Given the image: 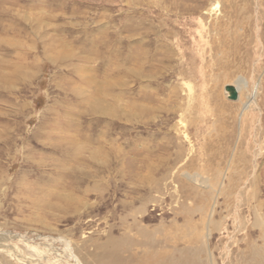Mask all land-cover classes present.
I'll return each mask as SVG.
<instances>
[{
    "label": "rangeland",
    "instance_id": "obj_1",
    "mask_svg": "<svg viewBox=\"0 0 264 264\" xmlns=\"http://www.w3.org/2000/svg\"><path fill=\"white\" fill-rule=\"evenodd\" d=\"M263 250L264 0H0V264Z\"/></svg>",
    "mask_w": 264,
    "mask_h": 264
},
{
    "label": "bare ground",
    "instance_id": "obj_2",
    "mask_svg": "<svg viewBox=\"0 0 264 264\" xmlns=\"http://www.w3.org/2000/svg\"><path fill=\"white\" fill-rule=\"evenodd\" d=\"M235 88V87H234ZM236 89V88H235ZM237 91V90H236ZM256 95H257V92H256V85H254V87L252 88V92L249 94V98H248V102H253L254 101V99H255V97H256ZM237 100H238V98H237ZM236 100V101H237ZM234 102V101H233ZM151 236H149V234H146V233H143V241H144V245L143 246H145V245H149L150 247H153L154 248V246H155V241H152L151 240V238H150ZM113 244H115V243H113ZM157 245V244H156ZM113 247V246H112ZM148 247V246H147ZM152 249V248H151ZM155 249V248H154ZM115 252H118L117 253V255H116V259H118L119 258V255H120V248H119V246H118V243L116 244V248H115ZM264 250L262 251V252H260V256L263 254L264 255ZM61 253V252H60ZM192 256V255H191ZM61 257V256H60ZM262 257V256H261ZM264 257V256H263ZM172 258V257H171ZM158 259H160V258H158ZM60 260V259H59ZM162 260H164L163 258H161L160 259V261L159 260H156L155 261V264H172V262H173V260H164V261H162ZM193 260H194V257H190L189 258V261H185V263L184 262H182V263H180V264H193L194 262H193ZM260 260V262H259V264H261V262L264 260V258H261V259H259ZM117 261V260H116ZM158 261V262H157ZM112 263H114V260H113V262Z\"/></svg>",
    "mask_w": 264,
    "mask_h": 264
},
{
    "label": "water",
    "instance_id": "obj_3",
    "mask_svg": "<svg viewBox=\"0 0 264 264\" xmlns=\"http://www.w3.org/2000/svg\"><path fill=\"white\" fill-rule=\"evenodd\" d=\"M224 92L226 93V97L229 101H236L238 98L237 91L232 86H225Z\"/></svg>",
    "mask_w": 264,
    "mask_h": 264
}]
</instances>
